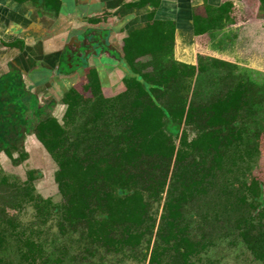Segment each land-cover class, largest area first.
Instances as JSON below:
<instances>
[{"label": "trees", "instance_id": "1", "mask_svg": "<svg viewBox=\"0 0 264 264\" xmlns=\"http://www.w3.org/2000/svg\"><path fill=\"white\" fill-rule=\"evenodd\" d=\"M40 1L54 10L59 5V0ZM228 11L229 6L220 5L205 7L204 17L195 12L191 24L198 35L195 41L202 43L199 35L227 19ZM175 27L174 22L149 14L144 26L129 31L121 41L125 65L121 91L104 98L97 73L90 68L83 92L74 87L64 92L61 119L9 76L6 96L0 97V152L19 164L27 157L26 135L35 136L56 165L54 181L62 197L59 204L50 198L42 201L58 213L60 228H79L89 245L120 252L145 242L142 256L148 257L147 264H188L201 245L193 241L184 212L188 204L212 191L218 212L235 215L238 235L264 263V222L254 223L252 216L258 209V218L264 217V178L258 172L246 174L238 163L258 150L264 136L257 131L253 139L247 134L240 114L249 104L252 85L240 80L213 101L192 104L180 99L167 106L158 99L171 81L190 74L195 66L171 62L154 75L133 67L136 57L171 52ZM86 92L90 111L71 136L66 125L87 104ZM28 173L35 177L32 170ZM153 202L161 208L156 227ZM20 243V257L34 264L42 253L40 245L30 239Z\"/></svg>", "mask_w": 264, "mask_h": 264}, {"label": "rangeland", "instance_id": "2", "mask_svg": "<svg viewBox=\"0 0 264 264\" xmlns=\"http://www.w3.org/2000/svg\"><path fill=\"white\" fill-rule=\"evenodd\" d=\"M250 6L251 9L235 7L234 17L213 24L210 30L202 34V43L194 41V51L190 49L191 51L178 52L172 49L171 52L164 54L158 52L153 56H140L134 59L133 65L140 73L148 75L165 70L171 62H175L176 65L184 63L195 66L190 74L171 81L170 87L158 99L167 106L180 99L192 104L207 103L224 95L240 80L246 81L252 85L247 93L249 104L241 109L240 114L245 121L247 134L256 139L254 132H262L264 135V43L259 42V38L258 41L253 39L258 35L254 24L248 25L247 22L236 24V21L247 20L255 13L257 8L253 4ZM250 32H255L252 38L249 37ZM96 49L100 54L99 48ZM77 60H73V63L75 64ZM117 60L114 55L107 52L94 57L100 83L106 82L101 86V93L106 99L115 96L123 87L124 71H116L111 73V76L107 73L112 70L110 66L116 64ZM62 62L61 67L67 69L68 66ZM74 68L77 70L68 73L66 79L70 81L68 83L70 86L83 92L87 82V67ZM55 72L61 92L66 86L63 81L59 82L62 74L56 69ZM42 73L49 75L46 71ZM83 95L87 104L80 106L73 119L66 125L71 136L77 133L90 111V94L86 92ZM48 98L41 96V103L44 104ZM56 98L60 100L59 95ZM63 111L64 107L58 101L51 112L61 119ZM192 135L190 133L188 138ZM258 146L256 152L245 156L246 161L238 163L245 169L246 174L249 171L258 172L264 178V136ZM24 149L27 157L16 165L9 158L1 157L0 153L2 264H29L20 257L18 249L19 245L20 248L22 245L20 242L26 239L39 244L42 251L41 256H36L34 264H43L45 260L49 261V264H147L148 257L142 256L145 242L133 248L124 247L120 252L108 251L102 247L89 245L81 236L79 228L72 229L66 225L60 228V216L55 210L46 207L42 201V198H50L53 203L58 204L62 201L54 181L56 165L41 146H24ZM30 170L34 172L35 177L30 178L28 173ZM25 185L28 188H25ZM32 185L34 189L29 190ZM211 193L212 191H209L203 200L188 204L184 212L193 241L201 245L199 252L190 257L188 264H264L238 235L235 215L218 212V207L211 202L213 201ZM160 202L162 203V200ZM152 206L151 212L156 217V227L160 219V203L153 202ZM257 213L258 209L252 213L253 222H264V217L260 220ZM253 231L256 232L255 229ZM150 237L153 239L152 235ZM166 261H170L169 258Z\"/></svg>", "mask_w": 264, "mask_h": 264}, {"label": "crops", "instance_id": "3", "mask_svg": "<svg viewBox=\"0 0 264 264\" xmlns=\"http://www.w3.org/2000/svg\"><path fill=\"white\" fill-rule=\"evenodd\" d=\"M250 4L257 8L255 13L236 24H254L258 35L253 39L264 43V0H59L56 10L44 7L40 0H0V97L6 96L3 89L12 74L39 102L41 96L57 100L62 93L55 72L58 55L92 26L116 44L129 31L144 26L152 13L154 19L176 24L173 51H194L198 35L191 24L195 12L203 17L205 7L227 5L228 19L234 17L235 7L249 8ZM66 77L62 74L59 82L68 87ZM23 146L42 145L28 134Z\"/></svg>", "mask_w": 264, "mask_h": 264}, {"label": "flooded vegetation", "instance_id": "4", "mask_svg": "<svg viewBox=\"0 0 264 264\" xmlns=\"http://www.w3.org/2000/svg\"><path fill=\"white\" fill-rule=\"evenodd\" d=\"M122 39H123V37L116 44H110L108 39H106L105 34L101 33L100 31H98L96 28H94L92 26L90 29L79 34V36L77 38L75 37V39L72 40V43H70L67 46V48H65L58 55L56 65H55L56 70H58L61 74L68 75V73L77 70L74 68L75 66L79 67V68L86 66L87 67V73L89 72L90 68H93L97 73L98 81L100 83L99 74H98L97 66L95 65L94 57L100 56V55L104 54L105 52H107L108 54L114 55L118 60H117L116 64H112L110 66V67H112V70L107 72L108 75L111 76V73L112 72L116 73V71L123 72L124 71L123 68L125 65L123 63V59H122V55H121V53H122V49H121ZM96 48H99V50L101 52L100 54ZM95 54H98V55H95ZM146 55H150V54L147 53ZM146 55H144V56H146ZM75 59H78V60L74 64L73 60H75ZM62 61L65 63V65L68 66L67 69L61 67ZM133 67H134V65H133ZM60 69H62V71ZM103 69H104L105 74H106L105 67ZM87 73H86V77H87ZM123 74H124V72H123ZM10 76L13 77L12 74ZM13 78H15V77H13ZM12 81L15 82L17 80L15 78V80H12ZM101 83H100L101 86L106 84V82H105V84H103V83L101 84ZM9 84H8V86H9ZM21 87L24 89L23 86H21ZM70 87H72V86H68L62 91L61 95L59 96L60 100H61L64 92ZM5 91L6 90H4L3 92H5ZM28 93L33 94L36 97V95L34 93L29 92V91H28ZM36 100H37V98H36ZM60 100H56L53 98L50 101H46L44 104L39 102L38 100H37V102L41 107L44 106L49 111V113L52 114V112H51L52 108L57 104L58 101L60 103Z\"/></svg>", "mask_w": 264, "mask_h": 264}]
</instances>
